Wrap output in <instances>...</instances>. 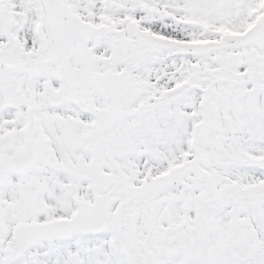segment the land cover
<instances>
[{
    "label": "snow or ice",
    "instance_id": "snow-or-ice-1",
    "mask_svg": "<svg viewBox=\"0 0 264 264\" xmlns=\"http://www.w3.org/2000/svg\"><path fill=\"white\" fill-rule=\"evenodd\" d=\"M0 264H264V0H0Z\"/></svg>",
    "mask_w": 264,
    "mask_h": 264
}]
</instances>
